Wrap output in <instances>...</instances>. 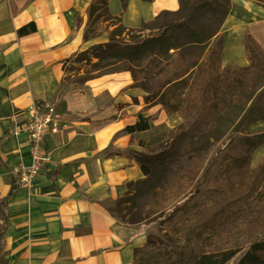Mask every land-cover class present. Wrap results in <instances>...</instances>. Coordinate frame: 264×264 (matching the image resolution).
<instances>
[{
  "label": "crops",
  "instance_id": "0c3cea01",
  "mask_svg": "<svg viewBox=\"0 0 264 264\" xmlns=\"http://www.w3.org/2000/svg\"><path fill=\"white\" fill-rule=\"evenodd\" d=\"M0 0V196L12 184V170L30 164V140L16 133L33 101L55 105L61 125L49 130V161L31 188L20 186L8 199L6 264H133L135 249L150 236L147 224H127L109 210L128 191V183L144 172L130 150L144 149L154 129L173 128L182 117L168 114L158 98L146 102L147 91L124 70L63 89L65 61L87 47L106 41L87 40L84 28L93 0ZM181 0H110L109 11L127 29H139ZM220 32L221 67L246 66L244 36L249 31L264 48V6L254 0H230ZM76 16L82 25L75 22ZM35 22L37 30L19 35ZM5 90V91H2ZM5 92V93H4ZM158 113L150 129L130 133L140 115ZM252 129L264 131V120ZM264 157V143L254 160ZM3 216L0 214V226Z\"/></svg>",
  "mask_w": 264,
  "mask_h": 264
},
{
  "label": "trees",
  "instance_id": "16d2710c",
  "mask_svg": "<svg viewBox=\"0 0 264 264\" xmlns=\"http://www.w3.org/2000/svg\"><path fill=\"white\" fill-rule=\"evenodd\" d=\"M31 1L28 0V2ZM122 1L126 6L128 0ZM254 1L264 6V0ZM109 2L110 0L92 1L88 10L92 25L88 27L84 35L87 40L103 32V29L97 32L95 26L105 18L121 22L120 17L110 13ZM11 4L12 13H15L17 8L12 0ZM230 8V0H181L178 11L166 12L181 15V18H184L185 10H190V15L181 23L158 27L157 31L149 32L146 36L143 32L149 29L148 23H144L139 29H127L123 26V30L130 36L141 38L136 42L125 41V44L119 40L120 33L111 31L108 42L91 45L75 54L78 61H86L92 66L87 69L83 81L88 82L107 73L129 70L135 84L146 89V102L158 97L168 114L175 112L183 114V109H193L197 105L207 107L205 105H208L206 103L210 100L207 96L212 93V90H210V82L202 86L200 76L203 74V78L208 79L211 73L206 64L216 62L220 75L230 74L229 79L236 91L253 90L254 96L256 91L263 92V95L264 48L249 31H246L244 36L248 65L232 64L229 67H221L223 39L220 29ZM206 13L210 14L209 21L202 26L192 24L195 15ZM75 22L78 26L82 25V19L79 16H76ZM170 29L173 32L168 34ZM36 30V23L31 21L21 26L18 34L26 35ZM147 57L150 60L146 61ZM70 59L71 57L65 61L64 66ZM93 59H97L96 62H93ZM122 61H127L130 65L123 69L114 68L105 72L108 66ZM152 67L158 70L157 77L163 78L155 80L153 87H150L151 79L148 77L141 78L142 81L138 83L140 81L138 72L143 74L150 71ZM197 69L200 72L199 77H196ZM217 91L219 89L213 90V93ZM198 92L201 93L199 98L196 96ZM250 110L256 111L257 114L251 116L249 111L245 113L230 135L214 143L199 165L197 173L183 168L169 185L155 186L151 175L158 173L159 170L155 169V172L149 161L137 160L145 176L135 182H129L126 194L114 202L115 207L108 205V210L124 223L131 225L158 221L165 239L150 235L143 246L135 249L133 264H227L241 252V246H228L216 251L200 253L191 262H186V259L194 255L200 239L211 236L213 227L210 224L211 219L204 217L202 211L211 204L214 193L220 195L219 190L214 186L218 177L223 174L229 164H232L233 168L236 165L230 153L231 149L244 137L243 130L253 122L264 120V106L253 104ZM155 119L157 114L140 115L135 124L127 126V130L130 133L148 130ZM251 139L253 141L250 146L254 152L264 143V132L254 134ZM169 151L174 152V148H170ZM142 154L137 152V155ZM11 178L9 193L6 196H0V214L3 216V224L0 226V264H6L7 260L4 242L9 226L8 199L20 187L14 173ZM148 186H150L149 189L145 191L144 188ZM150 193H152L151 196ZM236 264H264V235L250 241L246 252L236 261Z\"/></svg>",
  "mask_w": 264,
  "mask_h": 264
},
{
  "label": "rangeland",
  "instance_id": "374dc122",
  "mask_svg": "<svg viewBox=\"0 0 264 264\" xmlns=\"http://www.w3.org/2000/svg\"><path fill=\"white\" fill-rule=\"evenodd\" d=\"M184 15V18H187L190 15V10H185ZM209 17V13L197 14L193 17L192 24L202 26L203 23L209 21ZM184 18H181V15L163 13L157 20L148 23L149 29H145L143 32L144 36L148 35L149 32L157 31L158 27L164 25L174 26L181 23L185 20ZM90 25H92V21L88 18L84 32ZM95 27L97 32L103 29V32L98 36L104 34L105 38H107L105 42L109 41L111 31L120 33L119 40L123 44H125V41L136 42L141 39L138 36L135 38L130 36L123 30L124 27L118 20L114 21L105 18ZM172 32L173 30L170 29L168 34ZM96 60L93 59V62H96ZM147 60H150V58L147 57ZM129 65L130 63L127 61L118 62L113 66H108L105 72H109L114 68L123 69ZM206 66L210 69V77L208 79L203 78V74L199 75L198 69L196 77L200 76V81L203 82L201 83L202 86L210 82L212 93L207 96L210 100L206 103L208 105L203 104L207 107L203 108L197 105L193 109H183V114L175 112L182 117L179 125L173 128L154 129L152 134L146 139L143 150L129 151V154L136 160L149 161L155 172V169L159 170L158 173L151 175V180L155 186H160L161 184L169 185L179 175V170L183 168L194 170L197 173L199 165L210 151L212 145L230 135L236 129L245 113L250 112L251 116H255L257 112L250 110L253 104L264 106L263 92L256 91L255 96L252 94L253 90L238 92L235 86L231 84L229 73L220 75L216 62H209ZM91 67L86 61H78L76 55L72 56L66 63L63 89L78 86L84 87L86 82L83 81V78L87 69ZM157 72L158 70L153 67L150 71L143 74L138 72L140 78L138 83L142 81L141 78L148 77L151 79L150 87H153L155 80L163 78L157 77ZM137 86L140 87V85ZM215 89H219V91L214 94L213 90ZM200 95L201 93L199 92L196 94L198 98ZM192 97H194V94H192ZM198 100L201 101L200 99ZM158 101L161 103L159 99ZM154 114H157L158 117L157 112ZM254 123L243 130L242 134L244 137L230 151L236 162L235 167L233 168V165L229 164L214 183L220 195L219 193H214L211 204L202 211L204 217L211 219L210 224L213 226L210 233L211 236L207 239H200L194 255L186 259V262H191L196 255L203 252L216 251L228 246H241V252L227 263L236 264V261L246 252V247L250 241L264 235V158L256 162L254 160L256 149L252 152V147L250 146L253 141L251 137L264 131L256 132L252 129ZM172 147L174 152L169 151ZM137 152H142L144 155H137ZM149 187L144 188V190H148ZM149 195L151 196L152 193ZM109 206L115 207V203L110 202ZM146 227L150 235L165 239L158 221L147 224Z\"/></svg>",
  "mask_w": 264,
  "mask_h": 264
},
{
  "label": "built area",
  "instance_id": "2783aa9c",
  "mask_svg": "<svg viewBox=\"0 0 264 264\" xmlns=\"http://www.w3.org/2000/svg\"><path fill=\"white\" fill-rule=\"evenodd\" d=\"M26 120L20 129L15 132L25 131L30 140V164L19 163L12 173L16 175L20 186L31 188L35 178L40 174L44 165L50 159L49 150L45 139L49 130L57 131L61 125L60 114L51 102L33 101L26 108Z\"/></svg>",
  "mask_w": 264,
  "mask_h": 264
}]
</instances>
